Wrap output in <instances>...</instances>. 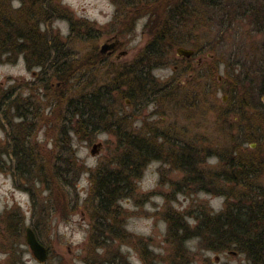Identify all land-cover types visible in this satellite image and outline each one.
Returning a JSON list of instances; mask_svg holds the SVG:
<instances>
[{
  "label": "rangeland",
  "instance_id": "1",
  "mask_svg": "<svg viewBox=\"0 0 264 264\" xmlns=\"http://www.w3.org/2000/svg\"><path fill=\"white\" fill-rule=\"evenodd\" d=\"M57 1L64 15L54 19L50 28L68 44L66 50L82 61H90L93 51L106 60L100 71L94 66L86 75L79 72L78 76L85 77L72 94L95 93L100 86H112L111 80H121L126 87L107 91L109 103H103L105 115L99 121L106 127L103 133L83 139L65 130L70 151L58 153L55 145L62 115L53 95L58 85H49L47 91L37 82L39 69L29 67L23 55H0V85L5 89L15 86L22 99L29 95L34 99L27 112L32 114L28 122L36 123L31 141L43 150L40 164L48 167L56 161L63 172L68 166L74 171L60 182L47 176V167L40 170L46 178L24 176L9 159L12 149L0 127V264H248L243 253L210 251L192 234L196 216L204 211L222 212L229 204L225 202L231 203L242 192L240 186L224 183L222 177L227 175L222 174L228 169L220 157L230 156L228 139L241 134L246 124L252 123L255 138L243 144L242 153L250 159L252 170L262 173L264 189V104L259 94L264 86V31L241 12L256 0H223L233 4L232 18L221 10L200 13L198 28L192 26L193 21L182 24L175 37L162 43L164 60L153 64L151 57L146 59L149 70L142 69L140 62L153 35L148 18L139 17L126 29L127 18L112 0ZM10 6L17 8L19 2L12 1ZM221 18H226L225 25L230 19L231 26L222 25ZM186 39L211 50L195 54L188 43H180ZM180 47L193 51L191 60L178 56ZM133 64L139 79L145 78L140 82L151 83L150 90L169 86L168 94L149 99V94L137 91L127 70ZM232 81L241 86V98H249L252 109L239 110L229 103L226 88ZM248 110L253 121L241 123V114L245 118ZM9 114L13 134L22 139L26 128L18 126L21 122L13 110ZM118 132L129 136L125 143L143 140L154 146L155 155L139 162L138 173L130 180L133 193L118 198L105 215L91 197L93 174L99 167L118 168L115 160L123 152ZM180 156L183 165L177 162ZM34 166L29 174L38 169ZM166 211L178 217L174 241L168 235ZM100 216L108 219L101 220V225ZM27 227L47 249L44 263L34 258L26 243Z\"/></svg>",
  "mask_w": 264,
  "mask_h": 264
},
{
  "label": "trees",
  "instance_id": "2",
  "mask_svg": "<svg viewBox=\"0 0 264 264\" xmlns=\"http://www.w3.org/2000/svg\"><path fill=\"white\" fill-rule=\"evenodd\" d=\"M12 1L19 2V7L11 8L10 4ZM112 1L117 7L122 9L123 16L127 18L124 26L126 29L133 27L137 18H148L153 35L141 54L140 62L144 70H149L151 67L145 64L148 57L152 58L153 64L165 59L166 54L164 50L162 51V43L171 36L175 37L176 33L180 32L178 27L182 24L193 21L194 25L192 26L198 28L200 25L198 22L200 13L216 14L224 10L232 18V12L235 11L233 4H230L229 1L224 4L223 0ZM57 2V0H0V55H23L29 67L39 69L37 82L43 83L47 91L50 89L49 85H58L55 87L53 95L55 96L56 104L61 106L62 125L59 140H57L58 143L55 146L57 148L56 152L65 153L70 151L66 145L67 138L63 134L65 130L67 133L73 131L83 139H89L90 135L94 133H103L106 127L99 121L105 115L103 113L104 104L109 103V93L107 91L112 88L115 91H121L126 85H121L123 83L121 80H111L112 86H100L98 87L99 90L98 88L94 89L95 93L86 90L82 93L72 94L77 90L79 84L82 83L80 79L85 77L81 78L78 73L82 72L86 75L94 70V66L96 70L100 71L101 64L106 60L104 56L92 50L93 52L90 53L92 59L87 61L89 59L86 58V61H82L77 59L78 57L75 56L72 50H66L68 44L64 45L50 28L54 19L64 15L65 10ZM242 9V15H247L255 23L258 30L264 31V0H256L255 5ZM225 20L226 18H221L220 23L229 28L231 26L230 19L226 25L224 24ZM43 25L44 30H41ZM180 43L183 45L188 43L195 54L211 50L210 47H207L208 45H201L198 41L189 42L186 39ZM170 47H173V45ZM262 49L264 55V43ZM189 60L187 62H190ZM262 62H264V59H262ZM135 65L133 64L127 70L131 71L128 74L133 76L137 91L142 90L149 94V99L168 94L170 91L169 86H160L157 89L153 87L150 90L151 83L148 81L140 82V80H145V78L142 75L139 79ZM261 67L264 68V66ZM261 72L264 80V70ZM146 79L148 78L146 77ZM88 86H92L91 83H88ZM239 87L241 86L237 81H232L231 85L226 88L229 93V103L239 110H244L247 107L252 109L251 100L249 98H241L244 95H242L243 91ZM259 91L261 96L260 103L263 106L264 86ZM21 95L23 94L19 93L15 86L5 89L0 85V127L5 133L9 148L12 149L9 159L15 170L21 172L24 176L28 177L33 174L35 177L39 175L40 179L46 178L40 171L42 167H45L46 171L47 167L45 164H40V156L43 150L39 145L31 141L34 136L36 123L35 120L28 122V118L32 114L27 111H30L28 108H32L34 99H30V95L22 99L21 97L23 96ZM28 99L29 101L25 104ZM131 101L133 102L134 98ZM11 110L16 113L14 117H17L21 122L18 126L22 124L26 128V133L22 139L13 134L11 116L9 114ZM249 114L248 110L243 119L241 114L240 122L249 121L251 123L253 117L252 115L249 116ZM245 126L241 134L230 135L227 142L231 144L229 146L230 156L220 157L225 165L224 168L228 169L227 173L223 172L222 174L227 175V177H222L224 183H234L241 187L242 192L238 196H234V200H230L231 203L226 201L225 203L229 204L222 212L211 214L210 211H204L199 216H196L197 224L194 225L192 235L199 239L200 243L210 251L219 252L225 249H233L243 253L248 264H264V189L260 186L262 173L252 170L250 159H245L246 155L242 153L244 150L243 144L255 138V134L251 132V130H255L252 123ZM124 135L121 132L116 134L119 144L121 147L123 146L122 154H119L115 160L118 168L105 170L99 167L93 174L91 197L96 209L105 213V215L110 211L109 208L115 205L118 198L133 193L130 180L137 175L140 167H138L139 162H144L155 155L154 146L144 143L143 140L141 142L129 140L125 143L123 140L129 136ZM184 161L187 164L185 159ZM177 162L183 165L181 156ZM55 163L57 162L50 163V166L47 167L48 177L60 182L65 176L73 175V168L71 169L68 166L63 172L62 167L58 168ZM0 165H2V161H0ZM34 165L38 169L29 174L32 168L35 167ZM164 217L169 223L168 235L174 241L177 237V230L175 229L178 217L173 216L169 211H166ZM106 219L105 216H100L99 225H101V220ZM107 222L110 223V221Z\"/></svg>",
  "mask_w": 264,
  "mask_h": 264
},
{
  "label": "water",
  "instance_id": "3",
  "mask_svg": "<svg viewBox=\"0 0 264 264\" xmlns=\"http://www.w3.org/2000/svg\"><path fill=\"white\" fill-rule=\"evenodd\" d=\"M111 47H113V44L111 45ZM106 48L107 46H104L102 48V51H104ZM176 52L178 56L182 58H189L193 54V51L191 49H186L182 47L177 48ZM96 146L97 145L93 147L92 154L95 152ZM25 240L34 258L40 263H44L48 257L47 249L38 241L37 237L35 236V233L29 227L25 229Z\"/></svg>",
  "mask_w": 264,
  "mask_h": 264
},
{
  "label": "flooded vegetation",
  "instance_id": "4",
  "mask_svg": "<svg viewBox=\"0 0 264 264\" xmlns=\"http://www.w3.org/2000/svg\"><path fill=\"white\" fill-rule=\"evenodd\" d=\"M113 54H114V51H113L110 55H108V56L112 57ZM190 58H191V57H190ZM190 58H189V59H190ZM199 61H201V60H199Z\"/></svg>",
  "mask_w": 264,
  "mask_h": 264
}]
</instances>
